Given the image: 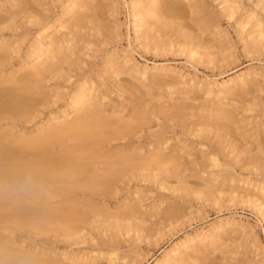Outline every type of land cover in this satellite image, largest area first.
<instances>
[{
    "label": "rangeland",
    "instance_id": "rangeland-1",
    "mask_svg": "<svg viewBox=\"0 0 264 264\" xmlns=\"http://www.w3.org/2000/svg\"><path fill=\"white\" fill-rule=\"evenodd\" d=\"M139 1H91V9L84 15L88 18L86 27L75 28V53L85 48L78 54L79 64L70 72L64 71L63 78L53 77L37 84L38 89L32 88L49 103L32 110L27 118L3 119L0 133H9L8 150L23 153L25 149L15 138L32 137L45 130L52 119L62 120L78 112L77 108L68 110L67 105L73 92L88 79L95 85L91 94L98 97L104 116L122 115L126 121L135 117V129H124L121 139L112 141L107 152L135 156L140 161L164 151L180 159L179 177L172 176L176 171L173 166L141 168L122 176L117 190L104 198L102 206H96L103 212L84 210V220L69 237L71 242L59 233L31 234L26 228L5 224L0 229V249L6 252L0 251V264H23L15 254L35 257L31 264H264V207L255 201L264 188V153L260 161H253L250 154L239 152L256 149L258 142L264 150V45L262 39L248 42L251 33L260 29L253 28L255 16H250L254 0L232 17L224 15L222 0H196L200 11L183 21V30L207 42L209 50H199L200 54L191 52L193 44H185L176 32L157 30L158 19L145 21L143 31L159 38L155 46H146L139 39V19L133 10ZM22 2V6L15 3L16 9L6 5L9 11L20 13L19 29L0 33L18 48L9 63L0 67L2 79L25 68L20 60L35 45L38 26L25 18L32 16L30 21H35L37 11L59 26L58 19L68 5V0ZM4 11L0 9V13ZM209 15L217 22L202 32L199 22ZM69 18L64 19L66 24ZM58 30H50V38ZM56 52L69 55L67 51ZM111 60L128 61L150 78L160 71L158 82L150 93L133 89L128 75L111 77L107 73ZM229 81H238L232 86L236 95L224 96L220 88ZM202 129L210 132L208 139L195 135ZM191 149L196 157L211 154L216 160L204 175H214L212 196L182 190L183 181L194 189L202 185L199 174L186 165ZM107 160L104 156L98 159ZM151 172L159 176H142ZM229 172L239 182H222ZM137 188L142 192L131 196ZM137 204L142 207L135 217L120 219L118 215ZM194 237L221 238L223 245L217 250L203 248L198 241L188 242ZM62 254L75 258L74 262Z\"/></svg>",
    "mask_w": 264,
    "mask_h": 264
},
{
    "label": "bare ground",
    "instance_id": "bare-ground-1",
    "mask_svg": "<svg viewBox=\"0 0 264 264\" xmlns=\"http://www.w3.org/2000/svg\"><path fill=\"white\" fill-rule=\"evenodd\" d=\"M91 1L94 0H68L63 15L58 19L59 26H55L52 19L37 11L34 14L35 21H30L33 19L32 16L25 18L26 21L32 22L33 26H38L36 31L39 34L33 48L24 59L20 60L21 63L25 62V68L20 71H11L6 78H0V122L6 118L9 120L27 118L32 110L40 105L48 104L44 95L36 96L33 89H38L37 84L50 78H63L64 71L70 72L73 67L79 64L78 54L85 48L75 53L78 48L75 28L86 27L88 18H84V15L91 9ZM250 1L253 0H222L221 3L225 4L223 13L226 17H232L238 11H243L246 3ZM15 3L19 6L23 5L22 0H6L0 4V9L5 10L0 13V33L19 29L17 17L20 12H11L6 7L10 4L11 8L16 9ZM199 9L200 6L196 0H175L174 2L170 0H147L146 2L140 0L133 8L139 19L138 28L141 29L139 39H142L146 46L156 45L159 39L157 34L143 30L146 27L145 21L158 19L157 30L176 32L179 37L184 39L185 44H193L191 52L200 54L199 50H209L207 42L183 30V26L186 24L183 21L198 13ZM252 9L250 16H255L253 28L259 27L260 29L251 33L253 36L248 42L252 44L258 39H262L264 45V0H254ZM68 16L70 22L66 24L64 19ZM216 19L215 16L209 15L205 21L199 22L200 31L204 32L210 29L217 22ZM243 24L244 21L240 23V27H243ZM52 29L59 30L55 37L50 38ZM60 29L68 31L61 32ZM211 33L214 36L219 34L218 32ZM57 49L61 53L67 51L69 55H58ZM17 50L18 48H13L9 40L0 36V67L9 63ZM108 64L107 73L111 77L121 74L128 75L132 88L139 91L144 90L145 93H150L161 73L156 70L150 78L146 76V73H139L129 65L128 61L119 63L111 60ZM238 81L243 82V78ZM238 81L224 83L220 88L222 94L224 96L236 95L232 86L238 84ZM94 87L95 85L86 79L73 92L67 106L68 110L79 109L74 115L63 116L62 120L52 119L51 124L45 125V130L37 132L32 137H25V135L16 137L15 140L25 149L23 153L8 150L9 133H0V229H4L5 224H10L13 227L26 228L31 234L54 232L67 236V241L71 242L73 239L69 237L77 232L78 223L84 220V210L103 212L102 208L96 206H102L104 198L117 190L122 176L141 168L154 169L173 166L176 171L171 172L172 176L179 177L180 171L177 174L176 172L180 168V159L177 156L168 155L164 151H158L140 159L144 164L135 156L123 157L120 154L112 155L107 152L112 141L121 139L124 129L131 131L135 129L136 125L133 123L135 117L133 116L131 121H126L122 115L116 118L104 116L102 105L96 102L98 97L91 94ZM220 115L225 117V112ZM196 133V136L208 139L210 132L202 129ZM225 135H222V138H226ZM26 151L27 153H24ZM192 151L193 149L189 151L191 160L186 165L194 173L199 174L198 179L202 182L201 189L190 188L183 181L182 190L207 197L212 196L214 190L211 181L214 175L211 173L207 177L204 175L209 166H215L216 160L212 158L211 154H208V157H196L194 153L191 154ZM199 152L202 154L203 151ZM239 152L250 154V160L260 161L264 150L262 143L258 142L256 149H242ZM100 156L107 157L108 160L99 162ZM26 174L34 177L37 187L20 192L19 184ZM142 176L152 179L159 175L151 172L147 175L142 174ZM232 177L233 174L229 172L222 182L229 180L239 182ZM141 192L137 188L131 193V196H138ZM260 192L261 197L255 201L259 206L264 207V188ZM141 207L139 204L133 205L127 212L118 216L125 220L135 217ZM194 241H198L203 248L211 246L213 250H217L223 245L221 238L214 241L211 238L194 237L188 242ZM2 250L3 253L6 252L5 249H0V251ZM14 256L19 260L25 258L18 254ZM62 256L68 257L71 262L75 260L68 254H62ZM30 259L34 261L36 258L31 257Z\"/></svg>",
    "mask_w": 264,
    "mask_h": 264
},
{
    "label": "clouds",
    "instance_id": "clouds-1",
    "mask_svg": "<svg viewBox=\"0 0 264 264\" xmlns=\"http://www.w3.org/2000/svg\"><path fill=\"white\" fill-rule=\"evenodd\" d=\"M37 187L36 181L34 177L30 174H26L23 181L19 184V190L20 192H25L31 189H34ZM23 264H31L30 261V254L26 255Z\"/></svg>",
    "mask_w": 264,
    "mask_h": 264
}]
</instances>
